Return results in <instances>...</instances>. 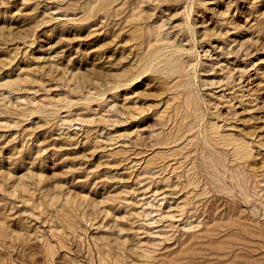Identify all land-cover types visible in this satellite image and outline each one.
<instances>
[{
    "label": "rangeland",
    "instance_id": "obj_1",
    "mask_svg": "<svg viewBox=\"0 0 264 264\" xmlns=\"http://www.w3.org/2000/svg\"><path fill=\"white\" fill-rule=\"evenodd\" d=\"M0 264H264V0H0Z\"/></svg>",
    "mask_w": 264,
    "mask_h": 264
}]
</instances>
